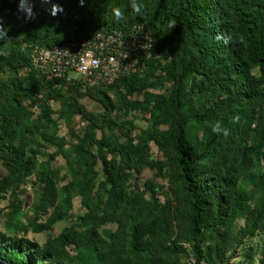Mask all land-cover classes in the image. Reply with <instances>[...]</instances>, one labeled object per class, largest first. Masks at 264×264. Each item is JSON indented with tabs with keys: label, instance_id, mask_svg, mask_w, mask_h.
<instances>
[{
	"label": "rangeland",
	"instance_id": "374dc122",
	"mask_svg": "<svg viewBox=\"0 0 264 264\" xmlns=\"http://www.w3.org/2000/svg\"><path fill=\"white\" fill-rule=\"evenodd\" d=\"M20 3L0 11L7 28V35L0 33V53L15 49L28 65H0V109L16 86L47 76L34 62L44 48L33 37L35 31L11 35L8 19L25 13ZM40 3L51 14L59 6L58 0L53 8L48 0ZM249 67L259 75L257 66ZM138 73L117 87H103L110 109L98 100L97 91L75 98L69 89L53 95L48 87L26 99L10 144L26 148L27 165L11 173L0 161V255L15 259L12 244L30 242L29 264H56L44 261L46 250L57 264H84L93 242L105 254L96 264H198L185 220L190 198L167 143L175 85L160 70ZM199 81L192 76L182 88L191 96ZM204 93L215 97L208 86ZM79 107L92 113L96 123ZM251 126L256 128V122ZM214 127L192 124L187 130L207 142ZM252 143H247L248 152ZM142 149L147 162L137 157ZM239 176L235 209L199 236V264H264V143L247 153ZM58 212L56 224L49 227ZM138 226L143 229L141 249L134 254L129 242Z\"/></svg>",
	"mask_w": 264,
	"mask_h": 264
},
{
	"label": "trees",
	"instance_id": "16d2710c",
	"mask_svg": "<svg viewBox=\"0 0 264 264\" xmlns=\"http://www.w3.org/2000/svg\"><path fill=\"white\" fill-rule=\"evenodd\" d=\"M40 1L31 0L34 13L31 19H25L26 13L8 19L14 29L11 35L16 32L27 35L33 30L36 42L44 48L78 41L102 31L118 29L131 34L135 25L152 36L151 55L141 52L138 55L143 68L164 72L175 85L170 109L172 129L167 143L176 155L179 178L190 198L185 220L192 235V256L199 264L201 232L208 226L221 224L231 214L230 209H235L238 200L235 186L247 153L261 148L264 143V0H139L143 7L140 16L131 11L130 0H58L54 15L46 11ZM48 1L53 8V0ZM0 2H4L0 5L2 11L4 5L16 7L21 0ZM117 8L124 12L123 20L113 18L112 11ZM218 35L230 37L229 42L218 41ZM250 63L258 67V76L251 73ZM1 64L20 69L26 67L28 61L13 49L8 54L0 53ZM138 72L121 76L113 84L86 90L79 79L67 83L47 76L16 86L4 97L0 109V161L11 173H20L27 165L26 148H14L10 138L26 99L33 93L49 87L56 92L53 95H61L64 88L80 98L97 91L98 100L110 109L112 102L103 87H117L139 76ZM192 76L199 77L200 81L195 83L190 96L182 85ZM206 86L215 97L204 93ZM192 96L196 106L191 102ZM79 111L96 123L92 113L84 112L83 108ZM254 122L256 128L251 126ZM203 123L220 126L207 142L187 130L192 124ZM248 141L254 144L249 152ZM241 149H245L244 153ZM138 153L141 162L148 161L146 150ZM57 217L50 221L49 227L56 224ZM138 228L129 242L134 254L141 249L143 229ZM33 245L13 243L16 260L2 255L0 258L15 264H29L26 253L31 252ZM42 255L44 261L57 264L49 251H43ZM104 256L97 243L92 242L84 264H96Z\"/></svg>",
	"mask_w": 264,
	"mask_h": 264
},
{
	"label": "built area",
	"instance_id": "2783aa9c",
	"mask_svg": "<svg viewBox=\"0 0 264 264\" xmlns=\"http://www.w3.org/2000/svg\"><path fill=\"white\" fill-rule=\"evenodd\" d=\"M138 27L135 25L131 34L118 29L102 31L43 48L35 53L34 62L49 79H63L67 83L79 79L85 90L113 84L121 76L143 68L140 52L151 55L153 38Z\"/></svg>",
	"mask_w": 264,
	"mask_h": 264
},
{
	"label": "clouds",
	"instance_id": "9594fccd",
	"mask_svg": "<svg viewBox=\"0 0 264 264\" xmlns=\"http://www.w3.org/2000/svg\"><path fill=\"white\" fill-rule=\"evenodd\" d=\"M130 8H131V11L134 14H136L137 16H140L142 11H143L142 4L139 2V0H130ZM20 9H21V11H24L26 13L25 19H31L33 17L34 13H33L32 8H31V0H21ZM54 14H55V12H53V15ZM112 16L115 20H123L125 18L124 12H122L118 8L113 9ZM0 33H3V35H7V28L3 24L2 21H0ZM216 39L218 41L222 40L223 43L227 44L229 42L230 37L218 35L216 37ZM219 130H220L219 125H216L213 129V131H217V132Z\"/></svg>",
	"mask_w": 264,
	"mask_h": 264
},
{
	"label": "water",
	"instance_id": "95a60500",
	"mask_svg": "<svg viewBox=\"0 0 264 264\" xmlns=\"http://www.w3.org/2000/svg\"><path fill=\"white\" fill-rule=\"evenodd\" d=\"M0 264H11V263H9L8 261L0 258Z\"/></svg>",
	"mask_w": 264,
	"mask_h": 264
}]
</instances>
